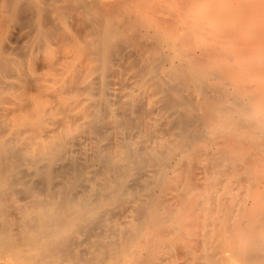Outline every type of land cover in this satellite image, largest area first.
<instances>
[{
  "label": "bare ground",
  "instance_id": "1",
  "mask_svg": "<svg viewBox=\"0 0 264 264\" xmlns=\"http://www.w3.org/2000/svg\"><path fill=\"white\" fill-rule=\"evenodd\" d=\"M0 264H264V0H0Z\"/></svg>",
  "mask_w": 264,
  "mask_h": 264
},
{
  "label": "rangeland",
  "instance_id": "2",
  "mask_svg": "<svg viewBox=\"0 0 264 264\" xmlns=\"http://www.w3.org/2000/svg\"><path fill=\"white\" fill-rule=\"evenodd\" d=\"M16 27H17V28H18V27H19V28H23V29H24V30H23L24 32L27 31V30L29 29V28L25 27V25H23L22 23H17V22H16ZM13 29H15L14 26H13ZM21 42H23V40H21Z\"/></svg>",
  "mask_w": 264,
  "mask_h": 264
}]
</instances>
